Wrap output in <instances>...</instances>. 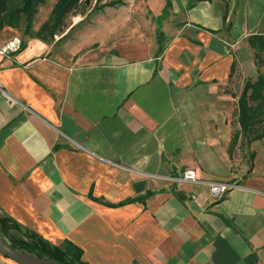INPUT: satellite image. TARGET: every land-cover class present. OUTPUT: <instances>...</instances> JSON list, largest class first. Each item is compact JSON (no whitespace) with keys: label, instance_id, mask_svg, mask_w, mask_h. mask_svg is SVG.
I'll return each mask as SVG.
<instances>
[{"label":"crops","instance_id":"1","mask_svg":"<svg viewBox=\"0 0 264 264\" xmlns=\"http://www.w3.org/2000/svg\"><path fill=\"white\" fill-rule=\"evenodd\" d=\"M81 2L55 40L0 55V214L88 264H264V139L232 173L223 89L258 73L264 0H169L159 22L166 0Z\"/></svg>","mask_w":264,"mask_h":264},{"label":"trees","instance_id":"2","mask_svg":"<svg viewBox=\"0 0 264 264\" xmlns=\"http://www.w3.org/2000/svg\"><path fill=\"white\" fill-rule=\"evenodd\" d=\"M42 0H0V31L5 26H17L24 14L25 32L30 33L31 21L36 12V6ZM80 0H57L51 9L49 17L32 34L43 41H51L54 35L65 26L64 18L72 14L78 7ZM118 1H111L107 5H113ZM20 4V7H18ZM169 0H166L162 14L158 16V22L168 15ZM191 4H188L190 7ZM159 44L162 41V33L157 34ZM249 42L255 52L256 65H264V34L257 33L249 37ZM161 51V47H159ZM234 63L231 65V72ZM237 122L241 132L249 135L248 144L264 138V132H260V125L264 123V74H259L256 80H247L241 95L237 100ZM238 133L233 134L231 147L235 146ZM58 146L55 145L54 149ZM232 149V148H230ZM151 192L147 191L143 196L128 199L121 204L134 200L144 201ZM11 230H22V237H15ZM0 235L7 238L8 243L14 249L33 253L40 257L49 258L66 264H88L82 260V250L69 240L63 242V247L51 245L36 233L21 228L13 219L0 216ZM4 239V238H3ZM5 240V239H4ZM6 241V240H5Z\"/></svg>","mask_w":264,"mask_h":264},{"label":"rangeland","instance_id":"3","mask_svg":"<svg viewBox=\"0 0 264 264\" xmlns=\"http://www.w3.org/2000/svg\"><path fill=\"white\" fill-rule=\"evenodd\" d=\"M57 0H42L37 6H36V12L32 18V21H31V31L30 33H26L25 32V20H24V14L21 16L20 20H19V23L17 26H5V27H9L12 29V32H11V37L8 38L7 40L11 39L12 37H20L22 39V41L27 38V37H34L32 34H34V32H36L40 25L49 17L50 15V12H51V9L52 7L54 6L55 2ZM82 0H80L79 4H78V7L77 9L75 10L76 12L78 11L79 12V9L81 8L80 6H83V3L81 2ZM18 7H20V4H18ZM73 12L72 14H69L67 15L65 18H64V22L65 24L67 25L68 23L72 22L74 19L73 17L75 16L76 12ZM73 16V17H72ZM64 24V25H65ZM264 32V29L260 31V33ZM57 34H59L58 32L54 35L53 39L55 40V37L57 36ZM52 39V40H53ZM6 40V41H7ZM257 68H258V73H253L252 76H249V77H244V74H242L241 76L240 75H236L235 77H231V79L229 80V83L226 84V86L223 88L224 89V92L227 96V106H231L233 109H234V113L232 114V123L234 124V126L237 125V122H236V116H237V113H235V110L237 109V100H238V96L241 95V92L244 88V85L246 83L247 80H256L258 78V75L259 74H264V65L260 66V65H257ZM234 71H235V67L233 69V74H234ZM244 73H245V70H244ZM247 73V71H246ZM238 127V126H237ZM260 132H264V123H262L260 125ZM234 133H238V138L236 140V143H235V146L237 145V143H241L240 142V138H241V129H235V131H233L232 135H231V141L233 139V134ZM244 137L243 140H242V152L244 151V155H241L240 156V159L241 160H238L237 162H232L231 164V172H236V170L238 168H240L241 164H243L245 162V159L248 158L250 156V153L249 155L245 152V149H246V144H247V141L249 139V135H245L243 133ZM264 139V138H263ZM231 141H230V148L234 149V147L232 146L231 147ZM231 149V150H232ZM241 152V153H242ZM244 156V157H242ZM251 158L248 160V163L250 162ZM227 179H231V180H237V178H216V180H227ZM0 216H3L2 214H0ZM11 233L12 235H14L15 237H22L21 234H22V230H11ZM2 238H4L7 242H9L7 240V238L3 237L2 235H0ZM61 247H63V245H61Z\"/></svg>","mask_w":264,"mask_h":264},{"label":"built area","instance_id":"4","mask_svg":"<svg viewBox=\"0 0 264 264\" xmlns=\"http://www.w3.org/2000/svg\"><path fill=\"white\" fill-rule=\"evenodd\" d=\"M261 34H264L262 32ZM23 41L20 37H12L11 39L5 41L0 45V55L7 56L14 54L21 50ZM178 181L183 182H198L195 172L192 169H185L177 179ZM238 187V184L235 181L231 180H214L207 183L208 193L213 199H220L225 196L230 190ZM190 198L196 200V195L191 194ZM0 264H4V258L0 254Z\"/></svg>","mask_w":264,"mask_h":264},{"label":"water","instance_id":"5","mask_svg":"<svg viewBox=\"0 0 264 264\" xmlns=\"http://www.w3.org/2000/svg\"><path fill=\"white\" fill-rule=\"evenodd\" d=\"M177 197L181 200L186 199V197L181 193H177ZM191 206L193 207V209H196V205L194 203H191ZM0 254L3 257L11 259L18 264H66V263L54 261L49 258L40 257L33 253L14 249L1 236H0Z\"/></svg>","mask_w":264,"mask_h":264}]
</instances>
